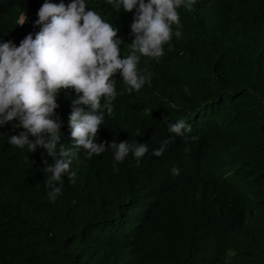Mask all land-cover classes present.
Listing matches in <instances>:
<instances>
[{"label": "trees", "instance_id": "1", "mask_svg": "<svg viewBox=\"0 0 264 264\" xmlns=\"http://www.w3.org/2000/svg\"><path fill=\"white\" fill-rule=\"evenodd\" d=\"M43 2L0 0V42L35 35ZM89 7L119 27L127 55L135 9ZM24 11L30 19L16 25ZM178 11L182 37L158 60L141 58L152 77L139 91H123L115 74L122 94L98 131V143L147 142L139 162L130 153L114 168L111 147L92 158L80 148L76 183L65 175L53 202L44 171L53 158L7 143L23 128L0 127V264H264V0H196ZM76 96H58V150L72 147ZM179 119L192 126L187 140L168 132ZM173 136L163 156L152 154Z\"/></svg>", "mask_w": 264, "mask_h": 264}, {"label": "clouds", "instance_id": "2", "mask_svg": "<svg viewBox=\"0 0 264 264\" xmlns=\"http://www.w3.org/2000/svg\"><path fill=\"white\" fill-rule=\"evenodd\" d=\"M105 2L119 10L135 9L130 24V35L134 38L128 43L127 55L121 54L124 40L118 35L119 27L96 8L89 7V0L68 3L44 0L34 22L40 26L35 35L28 33L19 45L10 40L0 42V127L11 124L13 128H23L19 134H10L7 143L21 149L27 146L29 153L41 146L53 158L54 163L44 169L50 173L46 187L48 199L53 202L62 195L65 175L71 183H76L77 172L72 170V164L80 148L92 158L111 147L114 168L130 153L137 162L148 153L147 142L130 143L128 139L97 142L105 114L113 113V101L122 94L117 91L113 77L119 72L127 85L123 91L129 93L150 84L152 73L139 67L141 58L158 60L164 54V45L171 46L173 34L182 37L178 9L192 11L196 0ZM29 19L24 11L16 25L22 26ZM69 88L77 94L67 118L72 147L60 145L58 150L62 121L55 110L60 107L61 90ZM77 105H85L87 109ZM191 131L192 126L184 119L168 124V132L186 140ZM174 138L163 139L152 154L163 156ZM171 171L178 175L180 169L173 167Z\"/></svg>", "mask_w": 264, "mask_h": 264}]
</instances>
